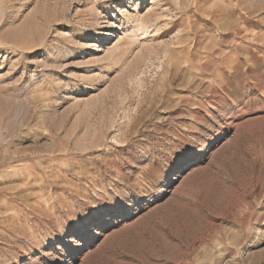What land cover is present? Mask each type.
Here are the masks:
<instances>
[{"label": "rangeland", "instance_id": "374dc122", "mask_svg": "<svg viewBox=\"0 0 264 264\" xmlns=\"http://www.w3.org/2000/svg\"><path fill=\"white\" fill-rule=\"evenodd\" d=\"M0 264H264V0H0Z\"/></svg>", "mask_w": 264, "mask_h": 264}, {"label": "snow or ice", "instance_id": "6c2138e0", "mask_svg": "<svg viewBox=\"0 0 264 264\" xmlns=\"http://www.w3.org/2000/svg\"><path fill=\"white\" fill-rule=\"evenodd\" d=\"M122 210L123 209L121 207L113 205V206H110V207H107L104 209H97L96 211H97V213L102 215L104 212L117 213V212H120Z\"/></svg>", "mask_w": 264, "mask_h": 264}, {"label": "bare ground", "instance_id": "6f19581e", "mask_svg": "<svg viewBox=\"0 0 264 264\" xmlns=\"http://www.w3.org/2000/svg\"><path fill=\"white\" fill-rule=\"evenodd\" d=\"M154 30V29H153ZM140 34H141V36L143 37L144 36V38H146V35H148L149 33H148V30L147 29H140ZM151 33V32H150ZM153 34V33H152ZM141 37V38H142ZM148 37V36H147Z\"/></svg>", "mask_w": 264, "mask_h": 264}]
</instances>
